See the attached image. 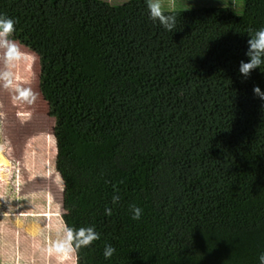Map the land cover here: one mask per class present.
<instances>
[{
  "label": "trees",
  "instance_id": "16d2710c",
  "mask_svg": "<svg viewBox=\"0 0 264 264\" xmlns=\"http://www.w3.org/2000/svg\"><path fill=\"white\" fill-rule=\"evenodd\" d=\"M242 5L164 10L177 16L167 31L145 0H0L40 62L64 224L100 234L77 264H258L264 65L238 69L264 0Z\"/></svg>",
  "mask_w": 264,
  "mask_h": 264
},
{
  "label": "rangeland",
  "instance_id": "374dc122",
  "mask_svg": "<svg viewBox=\"0 0 264 264\" xmlns=\"http://www.w3.org/2000/svg\"><path fill=\"white\" fill-rule=\"evenodd\" d=\"M242 1L162 0V4L163 10L230 5L239 11ZM31 53L32 59L17 73L37 94L36 101L13 104L11 93L0 89V264H77L75 252L69 256L49 250L65 225L64 182L56 168V121L41 93L39 59Z\"/></svg>",
  "mask_w": 264,
  "mask_h": 264
},
{
  "label": "clouds",
  "instance_id": "9594fccd",
  "mask_svg": "<svg viewBox=\"0 0 264 264\" xmlns=\"http://www.w3.org/2000/svg\"><path fill=\"white\" fill-rule=\"evenodd\" d=\"M148 16L154 22H158L162 28L172 31L177 24V16L174 12H165L163 10L162 0H145ZM16 21L0 13V89L11 93V102L13 104L21 103L25 105L33 104L37 99V94L30 86H27V80L22 79L18 73L19 66L27 65L32 59L31 51L18 40L13 38ZM247 60H241L239 63V73L247 78L250 73L260 69L264 65V27L255 31H250L247 39V50L245 52ZM259 93V89H254ZM120 196L114 190L111 198L112 206L119 204ZM129 211L133 220H139L143 209L136 205H129ZM104 214L111 216L113 208L105 206ZM100 234L94 226L74 228L68 225L62 227V235L51 242L50 251L58 255H72L82 247L90 246L94 241L99 240ZM115 253V248L106 244L103 251L105 259H109ZM258 264H264V251H261L257 257Z\"/></svg>",
  "mask_w": 264,
  "mask_h": 264
},
{
  "label": "crops",
  "instance_id": "0c3cea01",
  "mask_svg": "<svg viewBox=\"0 0 264 264\" xmlns=\"http://www.w3.org/2000/svg\"><path fill=\"white\" fill-rule=\"evenodd\" d=\"M14 176H16V175L14 174ZM14 176L12 177L13 179H14Z\"/></svg>",
  "mask_w": 264,
  "mask_h": 264
}]
</instances>
